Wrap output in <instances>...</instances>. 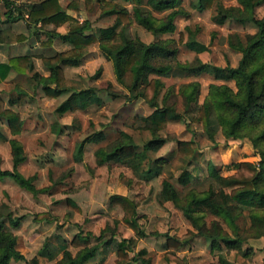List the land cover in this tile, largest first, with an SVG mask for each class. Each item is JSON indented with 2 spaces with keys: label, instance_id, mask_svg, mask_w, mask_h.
I'll use <instances>...</instances> for the list:
<instances>
[{
  "label": "rangeland",
  "instance_id": "374dc122",
  "mask_svg": "<svg viewBox=\"0 0 264 264\" xmlns=\"http://www.w3.org/2000/svg\"><path fill=\"white\" fill-rule=\"evenodd\" d=\"M12 1L20 6L22 14L27 15L31 4L40 0ZM72 1H75L76 8L68 6ZM107 1L58 2L79 20L87 19L92 27L87 31L95 32L98 27L111 25L117 19V13ZM111 1L125 7L128 13L127 21H121L116 30L124 26L130 35H137L144 42L164 39L177 48L176 57L171 60L176 73L159 76L163 85L156 103L159 106L172 105L183 119L169 121L165 128L154 130L165 140L151 154L152 157H161L163 164L157 176L148 181L142 180L138 187L134 185L137 176L129 166L114 161L98 164L95 158L97 148H109L129 137L141 147L153 136V129L146 126L142 117L149 114L154 106L141 95L129 97L128 90L117 81L112 62L101 52L98 42L83 47V56L77 66L62 67L65 91L56 97L47 95L42 84L54 85L50 80L48 58L55 52L72 47L58 35L50 37V31L67 32L68 23L34 24L21 17L10 21L1 12L6 10V6L0 0V19L11 22L3 33L0 31V42L12 43L2 48L0 58L9 60L11 55L28 52L33 70L37 72L34 78L33 70L27 68L26 72L9 71L6 78H0V96L15 95L20 91L19 100L22 101L8 107L18 112L24 125L18 138L24 145L27 158L19 169L25 176L35 175L34 184L44 187L32 193L11 177L0 178V215L4 219L10 212L13 217L19 218L18 226L5 219V229L16 236L18 247L24 254L23 259H12L8 264L53 263L61 256L62 247L75 253L81 246L70 242L74 233L90 231L98 235L106 226L103 239L112 240L109 244L100 243L87 264H115L117 243L123 237L128 238L129 255H135L130 264H176L177 260L181 264H263L264 222L251 219L250 213L257 212L264 218V209L235 206V224H230L210 212L209 199L200 201L195 207L202 209L200 220L203 226L202 230H197L184 217L182 210L166 197L163 185L164 179L170 180L181 197L193 190L205 192L209 189L215 195L221 184L209 175V166L214 165L222 175L233 172L247 175L252 171L242 162L249 161L260 171L258 187L264 190V113H257L247 120L239 129L242 133L240 137H225L213 109L209 115V126L213 129L211 136L201 122L192 120L199 105L208 98L211 83L227 84L238 94L228 67L238 64L241 52L231 47L229 41H236L238 37L244 39L256 32L249 9L240 0H216L210 8L203 9L196 6L197 0H179L176 7L182 13L175 17L174 30L156 35L134 19L132 0ZM142 5L148 8L155 23L168 11L152 10L145 2ZM252 13L258 18L264 16V2L256 5ZM180 32L184 33L183 40L179 39ZM190 34L205 43L208 49L198 52L187 48L184 42ZM263 58L264 52L260 51L251 66L259 64ZM177 63L185 65L187 72L180 71L179 67L183 66H177ZM196 83L200 85L199 91L189 100L183 90L195 93ZM170 85L171 89L168 88ZM79 88L91 90L88 106L56 112V106L73 89ZM167 90L169 93L166 95ZM222 109L225 115H231L229 109ZM4 122L0 118L1 132L7 138L17 136L6 128ZM93 136L97 139L90 140ZM87 137L82 158L77 160V144ZM189 138L197 142L194 156L182 155L176 149L179 139ZM0 165L4 168L12 166L10 144L3 139H0ZM183 169L193 174V180L186 185L180 184L177 179ZM118 192L131 197L142 194L136 218L145 235L134 233L121 220L123 208L110 203V195ZM67 199L79 208L68 205ZM36 214L45 216L37 217ZM213 225L232 239H239L238 243L237 240L228 244L220 238L207 239L203 231H211ZM188 230L194 232L189 238L175 248L168 247L167 234L185 235ZM43 246L52 252L51 258L39 255ZM33 257L37 258V263H33Z\"/></svg>",
  "mask_w": 264,
  "mask_h": 264
},
{
  "label": "trees",
  "instance_id": "16d2710c",
  "mask_svg": "<svg viewBox=\"0 0 264 264\" xmlns=\"http://www.w3.org/2000/svg\"><path fill=\"white\" fill-rule=\"evenodd\" d=\"M6 6V19L23 18L27 22L32 23H52L62 24L68 23V30L65 33L50 31V37L60 35V37L69 42L72 47L58 51L48 58L50 61V80L53 86L43 85V90L49 96H59L65 91L63 65H77L83 56V47L92 42H98L101 52L112 62L113 71L118 82H120L129 92V97L143 96L154 109L147 115L142 117L146 126L153 129V136L147 139L140 147L132 139L127 138L114 143L109 148L99 147L95 151V158L98 164L114 161L129 166L133 173L137 176L135 187H138L142 180L148 181L157 176L163 164L161 157H152L155 151L163 142L164 137L154 133V130L163 129L169 121H180L183 116L177 112L172 105H161L156 103V97L160 92L163 81L159 76H167L173 73L175 69L171 60L176 57L177 48L171 46L168 40L155 39L144 42L137 35H130L127 29L122 26L116 30L122 21H127L128 13L125 7L119 6L114 1H107L110 8L117 13V19L108 26L98 27L95 32L87 31L91 29V25L87 19L79 20L77 16L71 15L63 8L58 0H40L32 3L27 15L21 13L20 6L12 0H2ZM133 17L137 23L152 30L156 35L160 32L172 31L175 28V17L178 13H182L179 7H176L179 0H132ZM216 0H197L196 6L200 9L210 8ZM250 11V20L256 26V32L248 34L247 38H236V41H229V45L241 52V57L236 66H229L228 70L235 79L237 86V95L233 89L227 84L211 83L209 85L208 98L202 102L197 114L192 116L193 121L201 122L203 128L208 131L211 136L213 129L209 126L210 113L216 111L222 132L225 137H240L241 126L257 113H264V58L259 64H251L255 60V56L264 52V16L256 17L252 13L256 5L261 4L264 0H240ZM146 3L150 9L155 11L168 10L158 23L150 15L148 8L143 7ZM68 6L76 8L75 1ZM18 11L16 15L14 12ZM179 39L183 40V32H180ZM185 46L194 51H203L208 49L205 43L197 40L193 35H189L184 42ZM260 55V54H259ZM180 71L186 73L185 65L176 64ZM13 68L18 72H26L33 70L34 65L31 58L27 55L13 56L8 61H0V78H4L8 71ZM180 73V72H179ZM151 74L156 75L150 77ZM37 72L33 70L32 77L36 78ZM171 86H168L171 89ZM196 92L183 90L187 99L191 100L199 91V83H196ZM147 88L149 91H147ZM168 90L165 92L167 95ZM91 90L89 88L73 89L68 96L62 100L55 108L56 112L63 113L68 109H84L89 104ZM20 91L16 92L14 98L9 96V101L19 100ZM222 107L229 109L231 115H225ZM0 118H3L10 128L12 134H16L21 129L22 119L17 111L5 106V102L0 96ZM0 139L7 140L10 144L12 154V168L3 169L0 167V178L8 176L14 179L21 187L36 193L44 187H37L33 180L35 175L25 176L18 169V165L25 160L26 152L22 142L15 138H7L0 130ZM96 140L93 136L90 140ZM87 138L82 139L75 150V159L82 158V151L85 147ZM253 140V138H252ZM176 149L182 155L194 156L197 151V142L193 138L179 139ZM252 172L247 175H238L237 173H229L227 175L220 174L214 165L209 166V175L214 177L220 184L219 191L214 195L209 189L205 192L190 191L185 197H181L175 185L168 179L163 180L166 191V197L172 200L183 212L184 217L191 222L197 230H202V212L195 207L200 201H210V212L221 216L230 224L234 223L233 207L240 206L253 209H264V190L258 187V178L260 171L253 162L243 161ZM239 165L240 163H236ZM193 174L188 169H183L178 176V182L186 185L193 180ZM142 198V194L137 193L129 196L122 193H113L110 195L111 204H119L123 208L122 221L136 233L137 235H145L144 230L140 227L137 220V205ZM68 205L78 209L79 207L67 199ZM251 219L257 222H264V218L260 214L250 213ZM37 217L45 216L44 214H36ZM5 219H8L12 225L18 226L19 218L13 217L7 212L4 219L0 215V264H8L10 260H21L24 254L18 247L17 238L9 230L5 229ZM263 224V223H262ZM264 226V224H263ZM107 226L100 230L98 235L90 231H78L74 233L71 243L73 245H81L75 253L65 246L62 247L61 256L50 264H87V261L94 257L100 243L109 244L111 238L103 239V233L106 232ZM194 232L188 230L185 235L167 234L166 242L168 247L175 248L179 246L186 238H189ZM203 234L210 241L220 238L228 244L234 240L228 234L221 233L218 227L212 226V230L203 231ZM94 241V242H92ZM128 238L123 237L117 243L115 264H130L135 255H129ZM141 252H144L141 250ZM40 256L52 257V252L43 246L39 250ZM33 263H37V258H32ZM176 264H181L178 260ZM264 264V261H263Z\"/></svg>",
  "mask_w": 264,
  "mask_h": 264
},
{
  "label": "crops",
  "instance_id": "0c3cea01",
  "mask_svg": "<svg viewBox=\"0 0 264 264\" xmlns=\"http://www.w3.org/2000/svg\"><path fill=\"white\" fill-rule=\"evenodd\" d=\"M38 1V0H37ZM59 2H60V0H58ZM32 2H36V1H32ZM61 4V3H60ZM62 6H64V5H62ZM5 11L6 10H4V11H1L2 12V14L4 15L5 14ZM104 13H106V12H104ZM70 14L72 15L73 13L72 12H70ZM103 16H108L107 14H103ZM2 18V17H1ZM5 20V19H4ZM4 20H2V19H0V31L3 33L4 32V30H5V28L7 29L8 28V26H9V24L11 23L10 21H12V20H14V19H12V20H10V21H8L9 23H6ZM9 20V19H8ZM65 24L67 23V22H64ZM64 23H62V24H64ZM55 25V24H54ZM60 25V24H59ZM67 25V24H66ZM58 27V26H57ZM58 29H59V27H58ZM0 32V33H1ZM56 32H59V31H56ZM66 32V31H65ZM65 32H63V31H60V34H62V33H65ZM58 36H60V35H58ZM56 37V36H55ZM67 42V41H66ZM12 44V43H11ZM11 44L10 43H7L6 41H2V42H0V54H2L1 53V50H2V48L3 49H5L6 47L5 46H11ZM71 45V44H70ZM56 53V52H55ZM21 55H29V53L28 52H22V53H20V54H18V53H16V54H14V55H11L10 57H12V56H21ZM53 55V54H52ZM32 57V56H31ZM0 61H8V60H6V59H1L0 58ZM67 66H77V65H63V67L65 68V67H67ZM14 69L13 68H11L9 71H13ZM8 71V72H9ZM15 71V70H14ZM8 74V73H7ZM7 74H6V76H7ZM6 76L4 77V78H6ZM3 79V78H2ZM43 85H50V86H53V85H51V84H48V83H43L42 84V88H43ZM16 95V94H15ZM15 95H10L12 98H14L15 97ZM1 96H3V95H1ZM4 97V99L6 100V107H10L11 108V106H13V105H15L16 103H20V101H22V100H17L16 99V101H13V102H10L9 101V96H3ZM69 110V109H68ZM5 123V126H6V128H9V126L7 125V123L6 122H4ZM22 126H24L23 125V122H22V125H21V129H22ZM21 129H20V131L18 132V133H16V134H13V135H17V136H12V137H15V138H17V139H19L18 138V134L21 132ZM60 130V129H59ZM9 131H10V128H9ZM20 140V139H19ZM21 141V140H20ZM22 142V141H21ZM23 144V143H22ZM23 147H24V145H23ZM25 150V149H24ZM10 153H11V148H10ZM26 158H27V155H26ZM26 158H25V160H26ZM24 160V161H25ZM24 161H22L19 165H18V169H19V166L24 162ZM110 162H113V161H110ZM11 164H12V154H11ZM0 167L1 168H3V169H10V168H4V167H2L1 165H0ZM11 168H12V166H11ZM20 170V169H19ZM5 177H8V176H5ZM33 182H34V180H33ZM118 193H121V192H118ZM122 194H125V193H122Z\"/></svg>",
  "mask_w": 264,
  "mask_h": 264
}]
</instances>
